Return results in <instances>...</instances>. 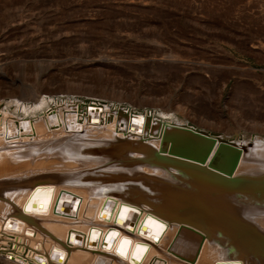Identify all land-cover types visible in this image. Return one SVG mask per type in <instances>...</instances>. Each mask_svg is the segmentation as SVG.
I'll return each instance as SVG.
<instances>
[{"label": "bare ground", "instance_id": "1", "mask_svg": "<svg viewBox=\"0 0 264 264\" xmlns=\"http://www.w3.org/2000/svg\"><path fill=\"white\" fill-rule=\"evenodd\" d=\"M241 175L264 180V136L74 97L0 110V261L264 264V185Z\"/></svg>", "mask_w": 264, "mask_h": 264}, {"label": "rangeland", "instance_id": "2", "mask_svg": "<svg viewBox=\"0 0 264 264\" xmlns=\"http://www.w3.org/2000/svg\"><path fill=\"white\" fill-rule=\"evenodd\" d=\"M71 97L264 136V0H0V110Z\"/></svg>", "mask_w": 264, "mask_h": 264}, {"label": "water", "instance_id": "3", "mask_svg": "<svg viewBox=\"0 0 264 264\" xmlns=\"http://www.w3.org/2000/svg\"><path fill=\"white\" fill-rule=\"evenodd\" d=\"M224 174H226V173L224 172ZM239 178L241 179V181H240V183H238V185H245L246 183L247 184L264 185V180L258 179V178H255V177L241 175V176H239Z\"/></svg>", "mask_w": 264, "mask_h": 264}]
</instances>
